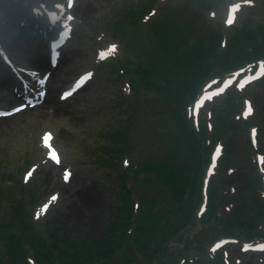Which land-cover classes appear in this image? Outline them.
Listing matches in <instances>:
<instances>
[{
  "label": "rangeland",
  "instance_id": "rangeland-1",
  "mask_svg": "<svg viewBox=\"0 0 264 264\" xmlns=\"http://www.w3.org/2000/svg\"><path fill=\"white\" fill-rule=\"evenodd\" d=\"M210 1L216 10H205L200 1L192 0H0V179L6 185L12 184L6 182L7 177L18 179L26 193L34 197L33 221L38 230L49 225L50 232L73 241L101 235L114 223L115 209L126 206L121 177L114 166L107 164L114 163L111 159L120 154L119 147L127 148L128 141H135L139 144L135 148L137 157L164 151L155 140L163 130L158 113L173 111V106L159 103L157 94L146 89L139 97H130L127 81L131 76L120 74L123 53L153 58L146 30L127 26L130 10L153 8L158 15L172 8L173 3H177L176 7L180 3L177 8L187 11L193 6L189 25L200 37L187 38L189 41L181 44V39H173L176 51L190 49L196 43L208 54L216 34L227 37V46L229 38L235 40L242 33L264 29V9L254 4L255 0ZM63 26L71 29V35L52 50L56 31ZM127 42L134 43V48L128 50ZM260 67L264 68L263 61L254 73L238 72L209 83L201 93L203 101L193 106L195 122L223 101L230 87L236 91L243 88L246 117L251 115L247 112L249 105L252 111L258 105L264 106V81L247 83ZM75 87L74 93L65 95ZM135 105L139 107L140 126L130 129L132 123L128 120ZM171 123L168 118L164 120L165 131L171 132ZM260 123L264 124V117ZM133 130L137 132L129 137ZM250 135L255 144L253 127ZM46 137H50L47 143ZM256 157L264 183V158ZM129 183L133 186L136 182ZM155 186L143 192L148 191V197L155 196ZM13 195L1 182L0 212L5 223L16 203L10 201ZM173 225L171 229L175 230L179 224ZM198 228L197 233L202 231ZM212 233L205 231L196 237L201 240ZM257 241L251 246L229 243L224 249L213 243L212 251L221 249L231 258V264H264V241ZM182 242H172L170 247L177 246L174 251L178 252L186 246L184 239ZM253 246L261 252H253ZM153 251L151 248L147 253ZM189 257L190 264H212L207 252L191 251ZM133 262L141 264L137 259Z\"/></svg>",
  "mask_w": 264,
  "mask_h": 264
},
{
  "label": "trees",
  "instance_id": "trees-1",
  "mask_svg": "<svg viewBox=\"0 0 264 264\" xmlns=\"http://www.w3.org/2000/svg\"><path fill=\"white\" fill-rule=\"evenodd\" d=\"M192 1H200L205 10H216L210 0ZM260 1L253 3L264 9V0L262 5ZM176 4L158 15L146 7L137 8V13L129 11L127 26L146 30L153 58L123 53L124 65L120 68L121 75L131 76L127 81L130 97L136 98L146 89L157 94L159 103L173 106V111L158 113L163 130H159L155 140L164 151L137 157L135 148L139 144L132 140L127 148H115L120 154L111 159L114 163L107 164L114 166L121 177L126 206L115 209L114 223L101 235L75 241L50 232L49 225L38 230L33 221L34 197L26 193L18 179L7 177L6 182L12 184L6 185L1 178L4 189L14 194L10 201L16 203L6 223L0 212V264H115L119 260L121 264H135L136 259L141 264H186L191 251L207 252L212 264H231V258L221 249L212 251L213 243L227 237L237 241L231 245L264 241V183L256 157L264 158V124L260 123L264 106L258 105L246 117L243 89L230 87L227 97L213 105L207 116H200L195 122L191 115L209 83L238 72H255L259 62H264V29L242 33L235 40L229 38L227 46V37L216 34L208 54L196 43L190 49L176 51L173 39H181V44L188 42L187 38L200 37L189 25L193 6L187 11L178 9L180 3L177 7ZM125 45L128 50L134 48L132 42ZM134 108L128 120L132 123L130 129L140 126L139 107ZM167 118L172 122L171 132L165 131ZM252 127L255 144L250 135ZM219 148L221 154L205 193L206 175ZM32 170L33 167L28 172ZM129 180L136 183L130 186ZM153 185L157 194L148 197V191H143ZM173 224H179L175 230L171 229ZM197 227L202 231L195 232ZM205 231L213 233L199 240L196 235ZM182 239L186 246L175 252L177 246L170 244L183 243ZM151 248L154 251L148 254Z\"/></svg>",
  "mask_w": 264,
  "mask_h": 264
},
{
  "label": "snow or ice",
  "instance_id": "snow-or-ice-1",
  "mask_svg": "<svg viewBox=\"0 0 264 264\" xmlns=\"http://www.w3.org/2000/svg\"><path fill=\"white\" fill-rule=\"evenodd\" d=\"M112 51H115V47H113ZM255 78H256V77H252V79H255ZM229 83H231V81H229ZM241 87H242V86H241ZM209 99H211V98H209ZM251 111H252V109H251V106L249 105V106H248V109H247V112L250 114ZM49 139H50V137H46V138H45V142L47 143V141H48ZM52 158H53L54 160H56L57 163H59L58 157H57L55 154H53ZM262 162H264V161H262ZM29 175H31V173H30ZM53 199H55V197H54Z\"/></svg>",
  "mask_w": 264,
  "mask_h": 264
},
{
  "label": "bare ground",
  "instance_id": "bare-ground-1",
  "mask_svg": "<svg viewBox=\"0 0 264 264\" xmlns=\"http://www.w3.org/2000/svg\"><path fill=\"white\" fill-rule=\"evenodd\" d=\"M0 45L2 46V43L0 42ZM60 45H59V43H53V44H51L50 45V48H53L52 50H55L56 48H58ZM102 61H104V60H102ZM101 61V62H102ZM254 73V72H253ZM263 75H260V77H262ZM262 78H264V77H262ZM23 79V78H22ZM261 79V78H260ZM260 79H257V81H260ZM24 80V79H23ZM257 81H255V82H257ZM3 84H7L4 80H3ZM128 97V96H127ZM255 131V130H254ZM251 140H252V138H251Z\"/></svg>",
  "mask_w": 264,
  "mask_h": 264
}]
</instances>
